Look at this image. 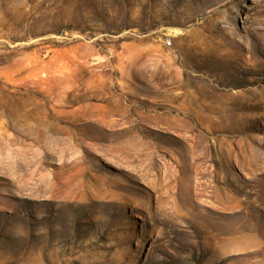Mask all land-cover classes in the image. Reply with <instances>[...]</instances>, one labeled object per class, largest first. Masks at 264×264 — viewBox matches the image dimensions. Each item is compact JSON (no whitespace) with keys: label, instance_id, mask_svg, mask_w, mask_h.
Returning <instances> with one entry per match:
<instances>
[{"label":"rangeland","instance_id":"1","mask_svg":"<svg viewBox=\"0 0 264 264\" xmlns=\"http://www.w3.org/2000/svg\"><path fill=\"white\" fill-rule=\"evenodd\" d=\"M0 264H264V0H0Z\"/></svg>","mask_w":264,"mask_h":264}]
</instances>
